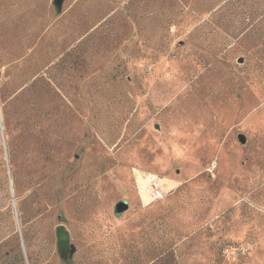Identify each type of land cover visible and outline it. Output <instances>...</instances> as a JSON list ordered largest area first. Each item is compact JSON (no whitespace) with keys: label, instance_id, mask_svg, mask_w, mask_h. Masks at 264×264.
<instances>
[{"label":"rangeland","instance_id":"1","mask_svg":"<svg viewBox=\"0 0 264 264\" xmlns=\"http://www.w3.org/2000/svg\"><path fill=\"white\" fill-rule=\"evenodd\" d=\"M258 7L0 0V264H264Z\"/></svg>","mask_w":264,"mask_h":264},{"label":"water","instance_id":"2","mask_svg":"<svg viewBox=\"0 0 264 264\" xmlns=\"http://www.w3.org/2000/svg\"><path fill=\"white\" fill-rule=\"evenodd\" d=\"M63 0H55V3L59 5L62 4ZM243 62V59L240 61V63ZM129 207L128 202H121L117 206V211L122 213L125 212ZM57 240L59 245V252L60 253H68L69 250L72 248V245H70V234L68 230L64 228V226H58L57 227Z\"/></svg>","mask_w":264,"mask_h":264},{"label":"built area","instance_id":"3","mask_svg":"<svg viewBox=\"0 0 264 264\" xmlns=\"http://www.w3.org/2000/svg\"><path fill=\"white\" fill-rule=\"evenodd\" d=\"M139 178H142V180L145 179L144 181L147 182L146 194L147 197H149L152 202L164 199L163 193L159 189V183L156 181L155 178H153L150 175L149 176L141 175L139 176ZM138 187L140 188V183Z\"/></svg>","mask_w":264,"mask_h":264},{"label":"trees","instance_id":"4","mask_svg":"<svg viewBox=\"0 0 264 264\" xmlns=\"http://www.w3.org/2000/svg\"><path fill=\"white\" fill-rule=\"evenodd\" d=\"M260 1H263V4H264V0H252V2L254 4H260ZM258 12V17H261L260 18V21H259V24L260 26H263V27H260V33H255L254 35H256V38H262L264 36V8L261 9L260 7H258L256 10H255V13ZM263 32V33H262ZM255 38V39H256ZM255 48L257 49L256 50V53L260 56L259 58H261V66L263 67L264 66V41L261 42V46H255Z\"/></svg>","mask_w":264,"mask_h":264},{"label":"bare ground","instance_id":"5","mask_svg":"<svg viewBox=\"0 0 264 264\" xmlns=\"http://www.w3.org/2000/svg\"><path fill=\"white\" fill-rule=\"evenodd\" d=\"M143 195V194H142ZM144 196V195H143Z\"/></svg>","mask_w":264,"mask_h":264}]
</instances>
